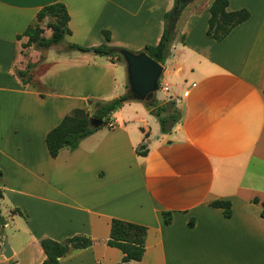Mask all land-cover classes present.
<instances>
[{"label": "crops", "instance_id": "1", "mask_svg": "<svg viewBox=\"0 0 264 264\" xmlns=\"http://www.w3.org/2000/svg\"><path fill=\"white\" fill-rule=\"evenodd\" d=\"M212 1L182 11L163 64L169 77L154 94L163 103L180 98V121L163 133L144 102L133 99L111 114V127L51 157L47 132L73 108H87L89 97L126 93V65L77 50L57 51L50 61L49 47L46 70L34 78L47 88L40 96L16 75L26 38L16 36L40 8L61 2L70 16L67 43L97 46L108 30L109 45L140 52L158 43L175 2L0 0V202L10 216L30 217L32 202L58 217L40 234L25 222L38 264L45 258L41 238L74 234L92 244L71 249L60 264H119L122 252L106 244L112 218L147 227L144 255L129 264H264V219L251 201L264 200V0H228L227 10L246 8L250 16L221 40L206 33ZM173 78L181 86L171 91ZM143 143L146 154L139 155ZM217 199L230 201V217L210 205ZM162 211L172 212L170 224Z\"/></svg>", "mask_w": 264, "mask_h": 264}, {"label": "trees", "instance_id": "2", "mask_svg": "<svg viewBox=\"0 0 264 264\" xmlns=\"http://www.w3.org/2000/svg\"><path fill=\"white\" fill-rule=\"evenodd\" d=\"M176 0H174L175 2ZM175 4V3H174ZM228 0H213L209 6L208 26L206 33L209 37L215 40L223 39L236 25L246 21L250 12L246 8H241L234 11L227 10ZM172 9L164 14V29L158 43L151 45L146 44L142 51L147 53L152 59L161 63H165L170 53V46L175 39V30L171 23ZM70 16L65 5L61 2H53L40 8L32 23H30L25 30L16 36L19 40L26 37V46L34 45L37 48H49L54 45L65 43L64 50H77L81 52H93L94 54L108 57L111 62L121 60V55L118 49L121 47H114L108 44L110 41V32L102 30V35L105 42L97 46H81L74 43H67L65 37L70 34L68 27ZM45 22V28L51 30L49 37L43 35L44 28L42 23ZM183 41V36H182ZM31 63L22 70H17L16 75L20 78L24 86H28L31 82L29 76V69ZM34 89V88H33ZM40 96L44 95L46 91H39ZM264 93V84H263ZM134 98L128 93H124L110 100L101 99H87L88 108H73L69 113L64 115L60 122L51 128L46 136L45 143L48 154L51 157H56L63 148H71L77 146L82 139L89 136L97 129L90 125L89 118L96 117L104 121L103 126L109 127L111 123V114L118 111L125 102L131 101ZM157 102L148 100L145 106L154 115L159 124L161 132L165 133L181 119V113L168 112L166 104L156 105ZM170 104L175 105V101ZM147 136V134H146ZM139 155H145V144H141L136 149ZM2 173L0 171V183ZM1 197V192H0ZM252 203L260 204V215L264 219V200L260 201L254 197ZM211 206L222 209L224 216H231V203L229 200H214L210 203ZM14 211H19L15 209ZM162 222L168 225L172 221L171 211L161 212ZM4 220L0 217V227H4ZM188 224H193L189 220ZM147 234V227L135 222H130L118 218L110 220L109 235L106 244L110 247L119 249L123 256L119 264H129L132 261H140L145 251V239ZM39 244L45 254V258L41 264H60V259L64 257L71 249H83L92 244V239L84 234H74L66 237L64 240L57 241L51 238H41ZM10 264H14L13 262Z\"/></svg>", "mask_w": 264, "mask_h": 264}, {"label": "rangeland", "instance_id": "3", "mask_svg": "<svg viewBox=\"0 0 264 264\" xmlns=\"http://www.w3.org/2000/svg\"><path fill=\"white\" fill-rule=\"evenodd\" d=\"M197 1L199 0H193L190 2V4H192L193 2H197ZM186 6H184V8L180 11L178 17L176 18V21L174 23H171L173 29L175 30V37L177 34H179V27H180L181 20H182V17H180V15ZM42 27L44 28L43 35L46 37L49 36L51 34V30L45 28V22L42 23ZM26 40L27 39L25 38V40H22L20 42L21 45H20L19 53L22 56L18 58V60L16 61V65H14V69L15 70L18 68L25 69L27 67V64L31 63L32 66H30V69H29L30 70L29 76L31 77V82L29 84V87L37 89L39 91H47V88L45 85H42V83L34 79L36 75L41 74L45 72L46 70V62L44 61V54H45V49L47 48H37L34 45L26 46L25 45ZM64 47L65 45L63 43L51 46L50 51L48 52V55H50V61L53 59H58L59 56L57 55L60 54V52H57V51L64 50ZM170 49H171V46H170ZM66 51H71V50H66ZM130 51H133V50H130ZM116 61H121L125 63L122 56H121V60H116ZM69 72H73V69L71 68ZM168 77H169L168 75H162L161 73L158 79V87H160V83H162L163 80L164 79L166 80V78ZM59 78L60 77L57 76L56 80H58ZM167 82L172 84V87L170 88L171 91L176 90V86L180 84L179 82H177V80H175V78L171 80L169 79V81ZM128 91H129V88H128ZM163 94L164 92L161 89H159L156 92V97L161 98L163 97ZM90 98L98 99L96 97H89L88 99ZM150 100L157 102L156 105H162L165 103L167 106L168 112L174 113V112L179 111L180 113H182L180 105H179V102H180L179 97L171 99L175 101V105L170 104L171 100L164 101V103L162 101H158L157 99H155V95H153L152 99ZM143 102L145 104L147 101L143 100ZM88 107L89 106L87 105V108ZM102 127L105 128L106 126H102ZM6 204L7 203L4 201L0 202V217L4 221L8 219L7 225L3 228L0 227V264H10L12 262L14 263V260L16 259H18L17 261L18 264H38L39 253L36 251L37 247L35 245H31L28 243L29 233H28V229L25 227V222H28L29 224L28 228L40 234V233H43L42 231L47 232L48 230L52 229L54 226V223L56 222L55 220H58V217L50 213L51 212L50 207L49 209L42 208L41 206H38V204H35L32 202H29L30 207L33 208L32 214L30 217L25 218V217H22L16 214L10 216L8 213V208L6 207ZM10 217H12L11 220H10ZM50 233H53V232H50ZM54 235H59V234L55 233ZM4 238L7 239L8 244L10 245V248L16 251L17 255L15 257L13 258L12 256L6 257L4 255L3 242H2Z\"/></svg>", "mask_w": 264, "mask_h": 264}, {"label": "water", "instance_id": "4", "mask_svg": "<svg viewBox=\"0 0 264 264\" xmlns=\"http://www.w3.org/2000/svg\"><path fill=\"white\" fill-rule=\"evenodd\" d=\"M193 0H176L172 8L171 17L173 23L176 21L180 11ZM118 53L123 57L126 65L128 93L136 100L148 101L152 99L158 89V79L163 71V65L152 59L144 51L132 52L125 48L118 49ZM91 126L102 127L104 121L96 117H90ZM4 255L12 256V250L7 239L3 240Z\"/></svg>", "mask_w": 264, "mask_h": 264}, {"label": "built area", "instance_id": "5", "mask_svg": "<svg viewBox=\"0 0 264 264\" xmlns=\"http://www.w3.org/2000/svg\"><path fill=\"white\" fill-rule=\"evenodd\" d=\"M165 89H166V88H165ZM184 93H185V95H186V94H187V91H185ZM111 125H112V124L110 123L109 126H111Z\"/></svg>", "mask_w": 264, "mask_h": 264}]
</instances>
